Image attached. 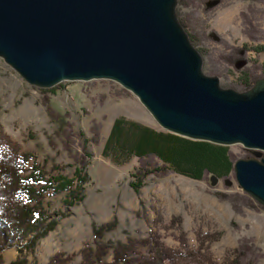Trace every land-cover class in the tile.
Instances as JSON below:
<instances>
[{"label":"rangeland","instance_id":"374dc122","mask_svg":"<svg viewBox=\"0 0 264 264\" xmlns=\"http://www.w3.org/2000/svg\"><path fill=\"white\" fill-rule=\"evenodd\" d=\"M176 14L196 40L203 72L218 76L223 87L234 88L247 68L264 73V51H258L264 46V0H178ZM47 89L29 84L0 57V151L5 149V134L32 152L50 174L73 177L85 145L93 154L87 168L91 181L85 198L70 206L65 193L50 192L45 204L55 217L65 216L34 249L21 253L19 241L7 247L1 253L3 264L20 256L28 264H49L57 253L73 256L66 264H80V250L94 242V227L114 221L116 227L102 241L126 243L154 231L169 247L180 248L179 237L185 233L196 250L201 236L213 235L210 252L216 261L222 263L247 245L252 250L244 263L264 264V205L241 188L234 171L225 179L151 173L136 189L132 183L144 175L142 166L150 169V159L123 154L109 137L117 118L164 131L139 98L108 79L64 81L54 91ZM229 147L235 161L264 157V151L242 144ZM155 162L161 164L151 160ZM56 164L61 169H55ZM140 250L146 252V247ZM105 259L112 261L113 251Z\"/></svg>","mask_w":264,"mask_h":264},{"label":"water","instance_id":"95a60500","mask_svg":"<svg viewBox=\"0 0 264 264\" xmlns=\"http://www.w3.org/2000/svg\"><path fill=\"white\" fill-rule=\"evenodd\" d=\"M178 0H0V57L29 84L113 80L168 132L264 151V78L225 88L176 14ZM264 205V157L234 163Z\"/></svg>","mask_w":264,"mask_h":264},{"label":"trees","instance_id":"16d2710c","mask_svg":"<svg viewBox=\"0 0 264 264\" xmlns=\"http://www.w3.org/2000/svg\"><path fill=\"white\" fill-rule=\"evenodd\" d=\"M180 21L187 27L183 19ZM188 34L195 45V38L191 33ZM258 51H264V46L258 47ZM260 78H264V73L256 75L252 69L247 68L233 87L238 91H247ZM57 86L46 91H54ZM0 131L2 133L1 124ZM3 139L6 144L5 149L0 151V264H3L1 253L15 241L20 242L18 249L21 253L24 249L32 250L37 241L54 229L59 219L65 216L61 214L55 217L45 204V198L50 192L56 195L65 193L68 206L85 198L86 187L91 181L87 168L93 157L84 145V156L80 158V165L73 177L61 172L50 174L32 152L23 151L19 144L5 134ZM109 142L118 145L127 156L135 155L141 161L150 159L146 162L150 169L142 166L140 169L144 170V175L139 177L137 183H132L136 189L143 185L145 177L151 173L174 171L193 179H204L209 175L225 179L234 171L235 158L228 145L190 139L125 118L115 120ZM154 159H158L161 164H151ZM54 167L61 169L58 164ZM115 227V221L94 227V242L80 250V264H182L190 259L196 261V264H245L244 258L252 250L247 245L236 248L233 257L229 256L220 263L210 252L213 235L201 236L196 250L190 247L185 233L179 237L180 248L169 247L154 231H151L148 238H129L126 243L102 241L105 234ZM141 247H146V252H142ZM111 251L113 259L108 262L105 258ZM72 258V255L57 253L49 264H66ZM9 264H28V260L20 256Z\"/></svg>","mask_w":264,"mask_h":264}]
</instances>
